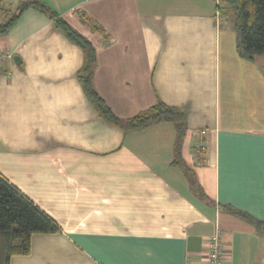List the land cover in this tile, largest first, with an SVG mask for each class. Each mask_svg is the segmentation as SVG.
<instances>
[{"label": "crops", "instance_id": "1", "mask_svg": "<svg viewBox=\"0 0 264 264\" xmlns=\"http://www.w3.org/2000/svg\"><path fill=\"white\" fill-rule=\"evenodd\" d=\"M33 0H0L17 13ZM95 52L91 84L119 119L161 103L185 115L124 132L80 84L84 54L28 8L0 36V177L59 228L9 264H264V55L240 57L215 0H37ZM16 59V60H15ZM191 175L193 182L188 179Z\"/></svg>", "mask_w": 264, "mask_h": 264}, {"label": "trees", "instance_id": "2", "mask_svg": "<svg viewBox=\"0 0 264 264\" xmlns=\"http://www.w3.org/2000/svg\"><path fill=\"white\" fill-rule=\"evenodd\" d=\"M28 8L47 15L66 38L83 51L84 63L78 78L83 91L102 119L119 126L124 132L139 130L159 122H170L174 125L177 146L172 164L181 167L188 174L180 158V143L185 133L184 113L159 103L130 119L123 120L116 117L91 84V71L96 61L92 45L45 4L37 0L25 3L9 20L5 23L0 22V36L4 35L21 13ZM217 11L221 17L228 16L234 19L237 50L240 57L252 60L256 56L264 55V0H221V6L217 8ZM188 179L194 183L191 175H188ZM228 211L256 228L264 229V223L255 221L246 214ZM58 232L59 228L52 219L0 177V264H9L12 256L28 255L30 239L33 235Z\"/></svg>", "mask_w": 264, "mask_h": 264}, {"label": "built area", "instance_id": "3", "mask_svg": "<svg viewBox=\"0 0 264 264\" xmlns=\"http://www.w3.org/2000/svg\"><path fill=\"white\" fill-rule=\"evenodd\" d=\"M216 9L221 6V0H215ZM218 16L220 17L219 13ZM12 59L10 52L0 53V62L9 61ZM206 264H225V247L222 232L217 230L212 236L206 240ZM186 264H190V259L187 258Z\"/></svg>", "mask_w": 264, "mask_h": 264}, {"label": "rangeland", "instance_id": "4", "mask_svg": "<svg viewBox=\"0 0 264 264\" xmlns=\"http://www.w3.org/2000/svg\"><path fill=\"white\" fill-rule=\"evenodd\" d=\"M13 14V12L7 11L5 9H0V22L5 23L13 16ZM219 18H221V16Z\"/></svg>", "mask_w": 264, "mask_h": 264}, {"label": "water", "instance_id": "5", "mask_svg": "<svg viewBox=\"0 0 264 264\" xmlns=\"http://www.w3.org/2000/svg\"><path fill=\"white\" fill-rule=\"evenodd\" d=\"M16 60V59H15Z\"/></svg>", "mask_w": 264, "mask_h": 264}]
</instances>
